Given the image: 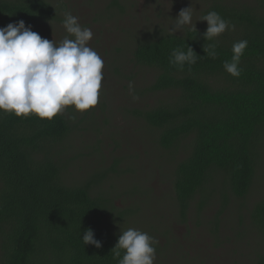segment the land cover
I'll return each instance as SVG.
<instances>
[{"label":"trees","instance_id":"obj_1","mask_svg":"<svg viewBox=\"0 0 264 264\" xmlns=\"http://www.w3.org/2000/svg\"><path fill=\"white\" fill-rule=\"evenodd\" d=\"M216 11L235 24L212 41L205 40L207 22L185 30L151 35L138 42L134 60L156 68V91H176L173 104L140 112L159 128L166 149L192 136L191 149L175 171L174 191L185 215L191 200L214 173L225 175L231 192L244 198L256 176L264 149V0H209ZM118 5V0L112 1ZM57 18L50 0H0V27L20 20L25 26ZM247 40L239 77L223 68L232 45ZM216 43L212 59L203 46ZM196 52L195 64L183 70L169 63L173 49ZM72 129L63 113L51 121L35 115L17 117L0 110V264H117L112 249L120 234L105 226L110 200L93 193L104 175L68 185L62 142ZM264 232V199L255 208ZM92 229L101 248L85 245L84 231ZM123 251H121V258ZM255 264H264V254Z\"/></svg>","mask_w":264,"mask_h":264},{"label":"rangeland","instance_id":"obj_2","mask_svg":"<svg viewBox=\"0 0 264 264\" xmlns=\"http://www.w3.org/2000/svg\"><path fill=\"white\" fill-rule=\"evenodd\" d=\"M50 1L57 18L34 23L31 30L59 44L68 36L63 14L71 12L82 27L92 30L88 46L104 61L98 104L83 113L74 106L62 112L72 123L62 142L65 182L79 185L95 173L103 174L93 193L110 200L105 226L118 234L138 229L158 240L154 264H255L264 254V232L255 218L256 205L264 199V149L246 197L235 196L225 175L217 172L184 215L174 179L178 163L191 149L192 136L163 148L158 142L161 130L140 115L173 104L178 93L152 89L158 70L137 63L134 48L151 35L169 32L183 8L192 6V24L175 33L202 24L198 20L210 1ZM130 81L136 100L128 89Z\"/></svg>","mask_w":264,"mask_h":264},{"label":"clouds","instance_id":"obj_3","mask_svg":"<svg viewBox=\"0 0 264 264\" xmlns=\"http://www.w3.org/2000/svg\"><path fill=\"white\" fill-rule=\"evenodd\" d=\"M63 15L62 26L68 36L59 44L42 38L31 30V25L26 27L23 20L0 27V110L17 117L35 115L51 121L69 106L83 113L98 104L104 61L88 46L93 32L82 27L71 12ZM192 16V6L181 9L169 35L191 25ZM198 21L207 22L203 36L209 41L236 28L216 11H209ZM247 46V40L234 42L231 60L223 62L224 70L233 77L241 75L239 65ZM216 47V43H211L203 46V51L215 59ZM197 56L191 47L186 52L176 48L170 54L169 63L183 70L185 64H195ZM128 89L133 100L138 99L133 82H129ZM82 240L85 245L102 247L90 228L84 231ZM158 244L148 233L128 228L121 231L112 249L113 258L117 264H154Z\"/></svg>","mask_w":264,"mask_h":264}]
</instances>
